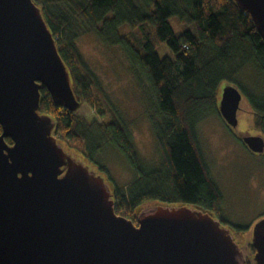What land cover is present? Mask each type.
<instances>
[{"label":"trees","instance_id":"obj_1","mask_svg":"<svg viewBox=\"0 0 264 264\" xmlns=\"http://www.w3.org/2000/svg\"><path fill=\"white\" fill-rule=\"evenodd\" d=\"M34 1L57 41L82 105L108 119L86 133L77 111L56 104L47 87L41 89L40 112L55 119L59 143L106 176L117 212L137 222L144 206H153L148 211L159 204L196 207L233 226L240 246H248L254 256L256 248L245 238L251 226L232 223L225 216L223 194L196 132L198 124L210 116L222 117L221 85L234 83L250 108L239 114L238 133L232 134L241 141L250 133L264 136V99L253 95L243 77V71L252 66L259 85L264 84V38L253 17L235 0ZM172 17L178 19V27ZM79 32H92L101 43L124 51L157 141L156 163L141 157L131 127L91 74L77 71L81 61L74 40ZM161 45L172 53L162 57ZM7 141L12 143L10 138ZM106 148L122 153L133 170L134 179L126 187L117 186L104 165L101 156ZM252 258L247 257V264H253Z\"/></svg>","mask_w":264,"mask_h":264},{"label":"water","instance_id":"obj_2","mask_svg":"<svg viewBox=\"0 0 264 264\" xmlns=\"http://www.w3.org/2000/svg\"><path fill=\"white\" fill-rule=\"evenodd\" d=\"M264 38V0H235ZM82 106L69 68L34 0H0V264H247L232 230L189 205H157L138 221L119 214L106 176L69 152L41 89ZM245 94L226 83L219 102L236 131ZM12 140V143L7 141ZM244 144L264 153V136ZM253 264H264V217L253 227Z\"/></svg>","mask_w":264,"mask_h":264},{"label":"rangeland","instance_id":"obj_3","mask_svg":"<svg viewBox=\"0 0 264 264\" xmlns=\"http://www.w3.org/2000/svg\"><path fill=\"white\" fill-rule=\"evenodd\" d=\"M171 21L174 26H179L177 18L172 17ZM127 31V28L122 29L123 33ZM74 42L81 61L77 71L87 70L91 74L107 100L131 127L141 157L156 163L160 157L157 141L140 98L141 88L133 76L124 51L119 46L101 43L92 32H79ZM159 53L164 57L172 53V50L167 45H161ZM243 77L253 95L264 99V84L259 85V78L252 66L243 71ZM225 85H221V95ZM249 108V100L245 96L240 116ZM77 115L86 133L94 132L97 123L108 119L100 117L87 104L78 109ZM196 132L205 162L223 194L225 216L232 223L250 225L253 229L264 217V155L252 153L243 141L232 134L219 115L210 116L199 123ZM99 142L103 143L102 140ZM101 159L117 186L126 187L133 181L134 172L118 150L106 148ZM150 207L144 206L143 211H148ZM228 227L233 230V226ZM245 238L247 241L252 240V230L245 234ZM243 250L246 257H253L248 246L243 247Z\"/></svg>","mask_w":264,"mask_h":264},{"label":"flooded vegetation","instance_id":"obj_4","mask_svg":"<svg viewBox=\"0 0 264 264\" xmlns=\"http://www.w3.org/2000/svg\"><path fill=\"white\" fill-rule=\"evenodd\" d=\"M228 125V124H227ZM228 127L230 128V130L232 131V132H236L235 130H233L229 125H228ZM246 146V145H245ZM247 147V146H246ZM251 151V150H250ZM252 152V151H251ZM253 153V152H252ZM254 154H256V153H254ZM256 155H261V154H256ZM262 155H264V153L262 154Z\"/></svg>","mask_w":264,"mask_h":264}]
</instances>
